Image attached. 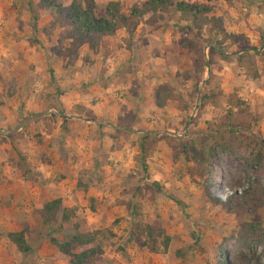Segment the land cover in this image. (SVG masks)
Returning a JSON list of instances; mask_svg holds the SVG:
<instances>
[{"label": "crops", "instance_id": "0c3cea01", "mask_svg": "<svg viewBox=\"0 0 264 264\" xmlns=\"http://www.w3.org/2000/svg\"><path fill=\"white\" fill-rule=\"evenodd\" d=\"M62 1L66 6L70 0ZM140 1L118 2L122 7ZM195 3L207 12L190 19L174 9H157L120 25L95 47L67 49L55 44L53 29L47 31L50 16L34 19L25 0H0V201L8 204H0L4 234L25 226L26 220H14L27 217L17 208L22 204L27 212L54 198L66 208L85 205L90 197L109 201L118 172L133 167L138 134H161L151 130L157 112L173 123L182 118L173 107L188 103L190 95L197 102L206 91L209 105L212 97L228 99L237 85L252 86L237 80L241 48L231 34L238 11L243 10L241 16L250 6L224 0ZM192 31H198L196 41ZM196 62L200 79L194 83L190 72ZM208 74L213 80H206ZM161 87L165 92L158 94V108ZM2 241L9 246L1 237L0 251Z\"/></svg>", "mask_w": 264, "mask_h": 264}, {"label": "rangeland", "instance_id": "374dc122", "mask_svg": "<svg viewBox=\"0 0 264 264\" xmlns=\"http://www.w3.org/2000/svg\"><path fill=\"white\" fill-rule=\"evenodd\" d=\"M54 1L62 6V0ZM118 1L93 0L95 15H104L109 2H115L127 15L131 6L140 7L144 0H138L139 5L126 2L123 8ZM176 1L189 3L190 0H172L173 4L165 9L173 10ZM224 1L245 3L251 8L241 16L238 13L243 10L238 11L231 34L234 33L239 43L237 47L241 48L236 54L237 80L252 86L247 85L242 91L239 89L242 86L237 85L228 99L212 97L209 105H205L206 91L199 94L197 102L195 96L190 95L188 103L173 107L182 113V118L173 123L167 122L160 111L156 113V125L154 123L151 130L161 131L160 137L152 141L154 134L149 133L146 139L141 137L146 130L138 134L137 144L143 149H138L128 172H118L117 186L109 190L114 191L109 201H104L103 196V201L90 197L84 200L85 205L70 207L74 211L73 220L101 230L102 251L89 264H225L224 261L245 264L240 262L238 254L255 256L258 264H264V230H260L264 229V143L258 141L264 140V0ZM195 2L197 0L190 3L197 4ZM25 3L31 18L50 16L46 29L49 32L53 29L56 45L74 49L87 44L72 41L67 35L68 26L53 23V11L41 6L39 0H25ZM39 8L44 10L42 15ZM133 19L137 18L128 22ZM193 33L192 39L196 41V33ZM199 62L193 66V73L190 72L194 83L200 79ZM209 79L211 74L206 76V80ZM12 89H6L7 94L11 95ZM164 92L163 87L157 92V107L162 106L158 94ZM171 125L174 129L168 132ZM146 128L145 124L141 129ZM179 139L183 141V151ZM188 141L194 143L193 148H201L207 141L214 144L209 173L202 172L191 159ZM82 177L85 179L86 173ZM243 189L251 193L244 196L246 204L240 200L226 202L234 194L243 196ZM207 194L219 197L220 202L213 203ZM250 197L256 201H251ZM0 204L8 206L2 200ZM17 208L28 214L14 220H26L25 238L34 250L22 256L11 243L9 247L2 241L4 250L0 251V264H68L69 256L49 242L51 237L62 242L71 232L69 223L58 231L60 212L43 224L36 215L39 209L28 207L25 212V204ZM239 221L258 223L259 227L247 232L240 228ZM148 228L152 237L157 231L170 237L165 252H161L160 247L157 252L150 250ZM3 230L0 226V238L5 237Z\"/></svg>", "mask_w": 264, "mask_h": 264}, {"label": "trees", "instance_id": "16d2710c", "mask_svg": "<svg viewBox=\"0 0 264 264\" xmlns=\"http://www.w3.org/2000/svg\"><path fill=\"white\" fill-rule=\"evenodd\" d=\"M39 4L53 11V23H60L68 26L67 35L72 41L77 42V44L86 42L89 47H94L101 38L114 34L120 25L125 24L131 18L141 17L145 12H154L157 9H165L173 3L172 0H144L140 7H136L135 5L131 6L129 13L125 15L118 9L115 2H109L105 8L104 15L100 16L95 15L93 0H71L66 6H61L54 0H39ZM174 9L179 13L181 18L190 19H194L199 14L207 12L208 10L205 5L180 1L174 3ZM158 107H160V105H158ZM148 134L149 133L146 132L141 137L143 139L149 138ZM159 137V135H154L152 141L157 140ZM258 141L259 143H264L263 139ZM179 142L180 149L183 151V141L180 140ZM193 144L192 141H188V147L191 149V159L195 161L202 172L209 173L215 149L214 144L207 141L204 142L201 148H193ZM138 149L140 151L143 149L140 143ZM256 159H258V157ZM152 184L156 183L153 182ZM242 192L243 196L234 194L228 197L226 202L230 203L232 201L237 202L240 200V203L241 201L245 203L247 199L244 196L251 193L244 189ZM254 192L255 191H252V193ZM207 197L211 199L213 203L220 202V199L217 196L211 197L207 194ZM250 200L256 201V198L250 197ZM57 211L60 212V220L57 226L58 231L63 230L64 226L69 223L68 225L70 226L71 232L62 242H59L53 237L49 238V242L54 245L58 251L69 256L68 264H89V261L99 255L102 251V243L99 239L101 230L91 229L85 223L73 220V209L62 207L59 198H54L42 203L40 209L36 211V213L38 212L39 214H35L41 218L43 224H47ZM238 223L240 228L247 232L251 230L254 231L259 227L258 223L243 221H239ZM150 231V228H148V232L146 233L147 238L151 242L149 245L150 250L157 252L160 247V251L165 252L170 237L160 231H157L155 236L152 237ZM24 233L25 229L23 228L19 231L6 232L5 237L7 241L14 246L17 252L22 256H28L34 249L30 243H28ZM73 248H76V251H72ZM238 258L240 262L245 264H258L255 256L247 257L238 254ZM224 263L226 264L225 261ZM91 264L96 263L93 262Z\"/></svg>", "mask_w": 264, "mask_h": 264}]
</instances>
